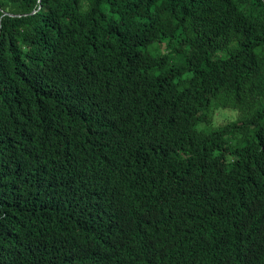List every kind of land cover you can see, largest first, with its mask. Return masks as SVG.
<instances>
[{
    "label": "trees",
    "instance_id": "trees-1",
    "mask_svg": "<svg viewBox=\"0 0 264 264\" xmlns=\"http://www.w3.org/2000/svg\"><path fill=\"white\" fill-rule=\"evenodd\" d=\"M0 264H264V0H0Z\"/></svg>",
    "mask_w": 264,
    "mask_h": 264
},
{
    "label": "rangeland",
    "instance_id": "rangeland-1",
    "mask_svg": "<svg viewBox=\"0 0 264 264\" xmlns=\"http://www.w3.org/2000/svg\"><path fill=\"white\" fill-rule=\"evenodd\" d=\"M235 113L231 111H220L215 115L214 123L216 126L225 124L235 118Z\"/></svg>",
    "mask_w": 264,
    "mask_h": 264
}]
</instances>
